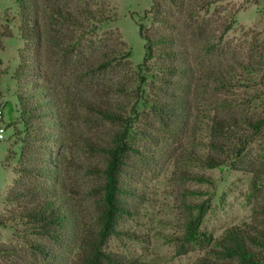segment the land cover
I'll return each mask as SVG.
<instances>
[{
	"label": "rangeland",
	"instance_id": "rangeland-1",
	"mask_svg": "<svg viewBox=\"0 0 264 264\" xmlns=\"http://www.w3.org/2000/svg\"><path fill=\"white\" fill-rule=\"evenodd\" d=\"M42 3L48 8L55 3L72 8L89 3L94 7L109 4L118 15L115 20L101 23L99 28L91 25L76 35L69 30L60 31L58 26L46 27L44 51L40 55L44 80L56 86L66 99L65 125L59 131L64 142L52 148L65 161L61 171L65 173L68 195L79 216L75 227L60 239L40 235L24 223L10 220L18 205L6 202L5 196L22 185L19 181L27 184L50 181L38 174L24 175L19 169L27 164L25 154L32 151L22 141L25 132L18 134L24 127L16 95L19 84L14 78L23 45L21 20L15 0H0L3 105L0 124L6 126L5 138H0V216L7 220L0 223V245L16 246L22 258L31 264H80L87 239L95 238L96 191L102 181L96 168L106 163L105 154L84 147L85 140L92 138L106 144L117 127L80 104L82 100L100 103L122 100L126 104V95L123 96L118 82H126L133 89L140 87L137 66L144 59L145 40L137 21L145 14L151 33L170 31L176 35L179 55L186 58L184 63L188 62L191 69L189 74L178 72L171 77L170 85H164L160 82L161 75L152 68L146 82L138 91L134 89L132 102L138 95L148 102L139 105L136 113L132 112L131 131L141 151L130 155L122 175L124 183L130 184L134 192L128 200L133 211L120 219L118 231L107 238L103 250L115 258L112 264H194L210 247L182 244L188 204L209 201L211 205L202 227L215 237L231 225L252 221L250 172L229 166L209 168L187 156L191 148L203 151L208 147L210 115L224 110L225 98L245 112L257 108V103L263 109L264 0H42ZM154 3L161 8L157 16L150 12H154ZM232 18H235L233 27L224 35V28ZM74 41L81 45L76 43L72 48ZM111 46L130 49L132 54L114 66L102 68L100 52ZM252 60L259 63L255 72L245 66ZM231 65L237 77L242 74V80L233 88H226L213 78V70ZM184 87L189 92L185 116L156 114L152 102L160 97L174 98L172 93L180 94ZM9 101L15 105L12 114ZM125 109L130 111L131 107ZM184 170L203 172L215 184L184 180ZM39 244L50 253L40 250Z\"/></svg>",
	"mask_w": 264,
	"mask_h": 264
},
{
	"label": "trees",
	"instance_id": "trees-1",
	"mask_svg": "<svg viewBox=\"0 0 264 264\" xmlns=\"http://www.w3.org/2000/svg\"><path fill=\"white\" fill-rule=\"evenodd\" d=\"M15 2L19 7L20 32L23 38L19 64L14 73V78L19 84L16 92L21 111L19 118L24 126L18 134L22 135L25 132L22 141L32 150L24 156L27 164L19 169L24 175L38 174L47 177L49 179L47 181L50 182L27 184L19 181L22 185L9 191L5 200L18 205V211L11 215L10 220L15 223L22 222L28 229L40 235H52L61 239L71 227H75L79 216L68 195L65 173L61 171L65 161L57 154V150L52 148L64 142L63 134L59 131L65 125L66 99L61 96L56 86H51L44 80L45 72L40 55H43L44 51L46 27L58 26L60 31L69 30L76 35L78 31L90 29L91 25L96 29L105 21L115 20L118 12L109 4L104 7L98 4L94 7L89 3L87 6L72 8L55 3L48 8L43 5L42 0ZM152 9L154 12L153 10L150 12L153 15L157 16L161 12L158 3H154ZM146 18L145 14L137 21L139 33L145 40L144 59L137 66L140 87L146 82L147 73L152 68L161 75V83L170 85L173 75L181 71L189 74L191 65L188 62L185 65L186 58L179 55L176 35L170 31L151 33L145 22ZM233 21L235 18L226 24L224 35L233 27ZM76 43L81 45L79 41H74L72 48ZM131 54L130 49L123 47L105 48L100 52L102 55L100 66L102 68L114 66L116 62L129 58ZM243 62L246 61L241 63ZM257 64L259 65L257 60H252L246 62L245 66L250 72H255L259 67ZM158 73L156 76H159ZM237 76L233 65L222 70H213V78L226 88H233L242 80V74ZM125 83L118 82L123 96L126 95L128 105L122 100L109 103L82 100L80 104L86 105L99 113L104 120L117 126L106 144L92 138L85 140L84 147L105 154L106 163L105 166L96 168L102 177L96 191L98 194V211L94 218L96 232L95 238L87 239L80 264H112L115 258L103 250V245L110 235L118 231L117 224L120 219L133 211L128 200L134 192L130 184L124 183L122 175L130 155L141 151L131 131L134 122L132 112L136 113L139 105L147 104L148 101L144 96L138 95L137 100L132 102L131 97L135 95L136 88L133 89L131 85ZM140 87L136 90L138 91ZM187 89L184 87L183 92L177 95L172 93L174 98L160 97L161 99L152 102L156 114L176 113L185 116L189 107ZM222 104L223 111L210 115L208 147L203 151L191 148L187 158L197 160L209 168L229 166L250 172V197L254 217L252 221L229 226L222 235L215 237L211 231L202 227L211 205L209 201L188 204L189 214L185 220L182 244L209 245L208 253L199 257L194 264H264V105L262 109L261 104L257 103V108L245 112L238 104L226 98ZM8 105L12 114L15 105L10 101ZM127 106L131 107L130 111L125 109ZM10 128L17 131L14 125ZM182 178L215 184L211 176L198 171L184 170ZM1 222L5 223L7 220L0 216ZM38 248L45 249L43 244H39ZM184 250H187L185 246ZM44 251L50 253L48 250ZM0 264L31 263L22 258L16 246L1 244Z\"/></svg>",
	"mask_w": 264,
	"mask_h": 264
},
{
	"label": "built area",
	"instance_id": "built-area-1",
	"mask_svg": "<svg viewBox=\"0 0 264 264\" xmlns=\"http://www.w3.org/2000/svg\"><path fill=\"white\" fill-rule=\"evenodd\" d=\"M3 114V107H0V116ZM6 126L4 123L0 125V138H5Z\"/></svg>",
	"mask_w": 264,
	"mask_h": 264
},
{
	"label": "crops",
	"instance_id": "crops-1",
	"mask_svg": "<svg viewBox=\"0 0 264 264\" xmlns=\"http://www.w3.org/2000/svg\"><path fill=\"white\" fill-rule=\"evenodd\" d=\"M3 105H2V103L0 102V107H2ZM1 125V124H0Z\"/></svg>",
	"mask_w": 264,
	"mask_h": 264
}]
</instances>
